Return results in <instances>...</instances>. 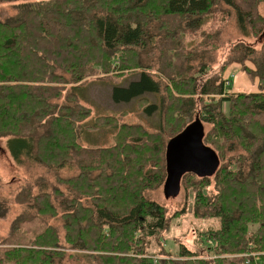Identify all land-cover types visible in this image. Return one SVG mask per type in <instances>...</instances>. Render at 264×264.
I'll return each mask as SVG.
<instances>
[{
	"label": "trees",
	"instance_id": "obj_1",
	"mask_svg": "<svg viewBox=\"0 0 264 264\" xmlns=\"http://www.w3.org/2000/svg\"><path fill=\"white\" fill-rule=\"evenodd\" d=\"M240 1L247 5V10ZM221 5L234 12L232 16L222 15L221 19L228 23V18H233L234 26L240 29L243 37L236 38L227 61L215 67L217 57L208 50L219 41V35L206 36L207 40L197 42L195 47L194 43L191 46L183 44V37L200 30L206 15ZM252 5L253 0L248 3L244 0H34L12 4L14 14L0 17V138L7 140L8 151L17 163L43 166L61 183L72 185L75 182L74 187L65 185V190L74 194L72 201L81 202L75 188L86 189L80 194L81 198L90 197L89 206L81 207L79 216L65 209H61L60 214V209L50 206L53 197L46 191L48 184L44 183L39 194L42 196H36V201L14 218L13 225L19 229L22 225L18 222L25 218L22 216L26 210L38 201L46 205L39 211L43 215L54 213L65 219L62 228L66 238L61 240L60 228L48 226L54 238L43 243L29 239L27 244L16 249L0 251L6 262L80 264L84 261L86 254L71 253L67 251L70 248L101 252L87 256L90 264H122L125 261L132 264H264V88L260 85L259 92L225 96L223 90H219L221 77L212 83V77L221 71L209 74L213 66L224 70L230 64L250 60L255 67L252 76L264 82V44L259 51L257 45L255 49L244 44L248 38L247 26L256 24L253 17L257 15L252 12ZM227 44L222 40L215 51L214 48L210 50L216 53L226 48L227 51L230 47ZM168 45L171 49L166 48ZM232 54L234 58L228 61ZM173 61L180 65H171L175 64ZM105 65L111 69L105 71ZM173 67L179 70L171 71ZM115 68L120 69L119 73L131 68L138 72V77L126 85L113 86L115 102H127L145 93L165 95L160 98L159 108L149 105L144 109L148 113L152 109L161 112V126L157 132L165 137L167 123L163 107L172 106L178 114L173 117L182 118L184 106L173 96V91L181 96L195 93L196 74L207 76L196 95L217 91L223 95L215 107L201 104L203 121L195 108L201 96L193 97L194 117L202 124L211 125V130L204 134L203 143L217 155L218 167L206 176L185 173L180 185L186 176L192 177L193 186L199 181L209 185V179L214 177L217 194L207 196L197 191L193 205L197 217L220 219L221 229L212 231L210 239L206 240L213 245L206 248L226 253L233 246L244 257L209 260L198 257L199 253L184 246L180 247V258L174 261L152 262L128 256L132 251L137 252L135 247L143 252L145 238L142 234L151 237L168 227L165 208L142 192V189H151V184L164 185L166 163L161 144H154L153 138L142 134L133 136L131 126L123 125V129L128 130L121 131L118 116L97 117L90 126L119 129L121 132L115 136L111 147L92 149L81 143L82 122L90 116L91 109L80 102L75 89L89 78L100 75H104L105 80L112 79L116 76ZM231 80L224 91L231 89ZM183 87L190 90H180ZM187 101L191 105V98ZM221 102L228 104L226 114L221 111ZM250 113L258 116L255 125L247 123ZM178 118L172 124L168 140L188 124ZM136 127L144 131L142 126ZM215 141L221 146L220 151L213 147ZM221 151L222 158L225 153L234 155L235 164L230 168L227 164L221 165L218 155ZM65 168L75 171L76 175L64 180L71 173L68 171L67 176H63ZM94 172L97 174L91 177ZM92 187L98 189L89 192L87 189ZM52 190L56 197H63L58 188ZM19 195L26 202L31 198L30 191ZM253 225L255 228L251 227Z\"/></svg>",
	"mask_w": 264,
	"mask_h": 264
},
{
	"label": "rangeland",
	"instance_id": "obj_2",
	"mask_svg": "<svg viewBox=\"0 0 264 264\" xmlns=\"http://www.w3.org/2000/svg\"><path fill=\"white\" fill-rule=\"evenodd\" d=\"M34 0H17V1H6L0 0V17H5L9 14H14L12 10V4L20 5L24 3H32ZM38 1V0H36ZM247 3L252 2V0H244ZM243 1H240V5ZM247 5L242 4V7L247 10ZM253 9V13L257 15V17H253L255 26H247V36L245 38L247 46L253 47L256 49L255 45H257V51L263 48L264 41V0H257L251 6ZM222 9V10H221ZM221 10V11H220ZM227 14L232 16L234 12L226 6H218L212 13L206 15L205 23L198 30L196 33H187L183 37V44H189L190 46L194 43L196 46L197 42L201 40H207L206 36H213L214 38L219 35V41L215 43L212 47L209 48V52L212 53L217 57V63L214 65L215 67L219 64L223 65L224 62L227 61L229 58V52L234 46V42L236 38L243 37L241 36V31L238 27L234 26L233 18H228V23L224 22L221 17L222 15ZM262 25V26H261ZM171 29V27H169ZM181 30V29H180ZM203 33L205 36H203ZM258 33L257 37L253 35ZM250 36V37H249ZM261 37V40H259ZM222 40H226L229 44V50L226 51V48L223 50H218L216 53H213L219 46ZM259 40V41H257ZM251 42V44H250ZM190 47V48H193ZM166 48L171 49V46H166ZM214 48V51L210 49ZM172 54V53H171ZM235 54L231 55V58L228 60H232ZM168 62V61H167ZM175 63V61H173ZM174 66L180 65L179 63L171 64ZM213 66V70L209 72V74L219 73L218 76L212 77V83L218 80L221 77V83L219 90H223L225 96L226 94H236L238 92H244L249 94L251 92H259L260 85L264 88V82L261 83L260 79L256 76H252L255 72V67L250 60L244 61L242 64L233 63L227 66L226 69L222 70L219 68H215ZM108 70L111 69L108 65H105ZM116 76H113L112 79L105 80V76L100 75L99 78L93 77L89 78L83 85L76 88V94L80 100V102L91 109V114L88 118H86L83 122V132L81 135V143L83 146L87 148L97 149V148H109L115 142V136L119 135L123 129V125L133 127V136L144 135L148 139L153 138L154 144L157 142L161 144L163 147V152L166 150V145L169 140L167 137L171 134L172 124L178 117H173L175 114V109L172 106H164V112L166 115V123L167 127L165 128L166 137L157 131L160 130L161 126V112L158 109H152L151 113H148L144 110L149 105H153L155 108L160 107V98H164L165 95L163 93H145L140 98H133L127 102H115L112 97V88L116 85H126L129 80L135 79L138 77L137 69H130L125 73H119L118 68H115ZM170 71V69H168ZM179 68L173 67V70L177 72ZM157 75L160 78L157 69ZM250 73L251 75H249ZM99 74H103L99 72ZM136 74V76H135ZM104 78V80H103ZM207 76L198 75L196 74V86L197 90L192 95H186L185 93L181 96L177 91H173V96L178 97L182 103L183 108H181V119L182 122H187L190 124L194 120L193 114V105L195 103L193 97L196 93L200 90L202 85L205 84L207 81ZM231 89L226 92L224 91V87L227 85L226 80L231 79ZM167 82V81H166ZM165 84V83H164ZM180 90H190L189 88H180ZM187 92V91H186ZM217 91L215 94H205L200 95L197 94L195 96H201L200 104L195 105L197 108V116L202 120L201 114H203L204 107L201 106L202 103L208 104L212 107H215L218 103L220 98H223V95ZM189 98H191V105ZM222 109L221 111L225 114L228 112V104L226 102H221ZM220 105V107H221ZM106 115H113L118 116L119 123L121 124V131L115 129L113 127H99V128H92L90 127L95 119L100 116ZM178 116V114H175ZM258 116H254V114L250 113L246 119L249 125H255V121ZM262 118V117H261ZM198 118H195V120ZM199 120V119H198ZM203 121V120H202ZM187 124V125H188ZM204 130L205 132H209L211 130V125L204 123ZM142 126L143 132L136 126ZM182 123L180 124V126ZM255 132V129H252ZM144 133V134H143ZM253 133V132H252ZM214 138V137H213ZM220 140L223 143V139L219 137L214 138ZM164 140V141H163ZM166 141V142H165ZM7 140L5 138H0V251L6 249H16L18 246H23L28 243L29 239H35L38 243H43L49 238H54L51 235V231L48 226L58 227L60 228V235L61 240H65V234L62 228V224L65 223V219H60L59 216H54V213L45 214L39 212L42 209H45L46 205L40 202H36L33 208H30L26 214L22 217H25L23 220L19 221L18 223L22 226L17 229L13 223H15L14 218L26 208L27 205L31 204L32 202L36 201V196L41 197L39 195L42 193V185L44 183L48 184L46 191L52 194L53 202L50 204L54 205L56 208L65 209L68 212L77 214L79 216V209L81 207L89 206V197L88 198H81L83 190L86 189H76V196L81 199V202L78 200L72 201L74 198V194L70 195L65 190V185L72 186L74 184L69 185V183H61L58 182L56 178L51 177L45 167L37 166L32 163L23 162L17 163L12 156L10 155L7 145ZM165 142V143H164ZM130 145H133L130 143ZM214 148H217L219 151L221 150V146L215 141L212 144ZM239 149L242 148L239 146ZM164 154V153H163ZM219 158L221 161V165L227 164L230 166L235 164L234 155L227 154L224 158H222V151L220 152ZM147 157V156H146ZM71 172L68 174L67 173ZM157 171V169H155ZM63 176H67L63 178L64 180H68L67 178L72 176V174L76 175L75 171L68 170L67 168L64 169L61 173ZM97 172H94L91 177L95 176ZM192 177L186 176V180H184L179 186L178 194L174 197L166 198L163 192V183L161 185L158 184H151V189H142L144 195L155 201L157 204L165 208L166 211V218L168 220V227L165 230H159L157 233L151 237L142 236L145 238L143 242V252H139L137 247H135V251H132L128 254L132 258L138 260H168L174 261L178 260L180 257L178 253L180 251V247L184 246L186 249L190 250L191 252L199 253L198 257L206 258L209 260L217 259V258H227L233 259L237 257H244L243 254L238 253L236 248L233 246L228 249L226 253H216L214 248H206V246L212 247V242L209 239V235L214 232H219L221 229L220 219L216 217H208V216H201L197 217L194 214L193 205L195 204V195L197 191L204 192L207 196L211 193L217 194V187L215 185L214 177L212 176L209 179V185H204L202 181H199L197 186H193L191 182ZM96 186V185H95ZM52 188H58L60 192L63 193V197H56L54 195V191ZM98 187H92L91 189H87L89 192L95 191ZM31 192V198L29 202H26L22 197L17 194L19 193H26ZM45 198V197H42ZM66 201V202H63ZM91 202V201H90ZM64 204V205H63ZM202 210V209H201ZM72 219H74L72 217ZM256 225V223H255ZM255 225L251 226L255 228ZM39 235L42 237L38 238ZM137 235H139L137 233ZM250 233L248 232L249 236ZM59 239V237H58ZM201 239V240H200ZM205 239V240H204ZM203 240V241H202ZM205 241V242H204ZM28 246H31L28 244ZM40 248V247H37ZM50 250H57L55 248H49ZM67 251L75 254H86L83 258L84 261H81L80 264H90L89 255H96L101 254V252L91 251V250H71L70 248ZM239 254V256H238ZM217 255V256H216ZM3 252H0V264H11L5 261ZM88 260V261H87ZM122 264H132L129 261H125ZM147 264V262H146ZM158 264V263H155Z\"/></svg>",
	"mask_w": 264,
	"mask_h": 264
},
{
	"label": "water",
	"instance_id": "obj_3",
	"mask_svg": "<svg viewBox=\"0 0 264 264\" xmlns=\"http://www.w3.org/2000/svg\"><path fill=\"white\" fill-rule=\"evenodd\" d=\"M203 137V125L196 119L168 141L165 150L166 179L163 185L166 198L178 194L180 180L185 173L206 176L218 167V157L210 147L204 145Z\"/></svg>",
	"mask_w": 264,
	"mask_h": 264
},
{
	"label": "bare ground",
	"instance_id": "obj_4",
	"mask_svg": "<svg viewBox=\"0 0 264 264\" xmlns=\"http://www.w3.org/2000/svg\"><path fill=\"white\" fill-rule=\"evenodd\" d=\"M227 81H228V80H227ZM227 81H226V82H227ZM193 121H194V120H193ZM202 125H203V124H202ZM203 128H204V126H203ZM204 134H205V130H204ZM7 149H8V148H7ZM218 162H219V161H218ZM218 164H219V163H218ZM209 239H210V238H209ZM200 240H201V239H200ZM210 247H211V246H210ZM216 256H217V255H216Z\"/></svg>",
	"mask_w": 264,
	"mask_h": 264
},
{
	"label": "built area",
	"instance_id": "obj_5",
	"mask_svg": "<svg viewBox=\"0 0 264 264\" xmlns=\"http://www.w3.org/2000/svg\"><path fill=\"white\" fill-rule=\"evenodd\" d=\"M156 260H157V259L155 258V259H154V262H156Z\"/></svg>",
	"mask_w": 264,
	"mask_h": 264
},
{
	"label": "crops",
	"instance_id": "obj_6",
	"mask_svg": "<svg viewBox=\"0 0 264 264\" xmlns=\"http://www.w3.org/2000/svg\"><path fill=\"white\" fill-rule=\"evenodd\" d=\"M96 78H99V77H96Z\"/></svg>",
	"mask_w": 264,
	"mask_h": 264
}]
</instances>
